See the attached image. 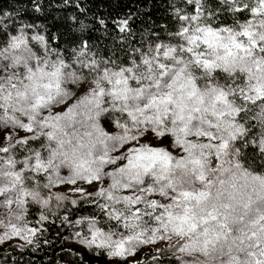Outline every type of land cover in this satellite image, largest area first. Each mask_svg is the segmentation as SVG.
<instances>
[{
  "label": "snow or ice",
  "instance_id": "obj_1",
  "mask_svg": "<svg viewBox=\"0 0 264 264\" xmlns=\"http://www.w3.org/2000/svg\"><path fill=\"white\" fill-rule=\"evenodd\" d=\"M82 3L49 0L77 9L56 32L0 8V247L52 246L58 221L77 264L69 240L115 264L144 247L153 264H264V0H168L139 41L137 13L96 17L107 55Z\"/></svg>",
  "mask_w": 264,
  "mask_h": 264
},
{
  "label": "trees",
  "instance_id": "obj_2",
  "mask_svg": "<svg viewBox=\"0 0 264 264\" xmlns=\"http://www.w3.org/2000/svg\"><path fill=\"white\" fill-rule=\"evenodd\" d=\"M48 3L49 0H45L44 15L31 11V0H0V8L8 11L15 10L21 14L22 18L29 22L36 19L38 22L45 23L53 32L57 31L64 18L77 14V9L72 6L63 9L53 8L49 11ZM138 4L139 8H137ZM82 6L87 9V13L86 16L81 15L80 19L84 20L86 24L91 25L89 31L85 34V38H90L91 41L96 43L101 55L110 54L112 38L116 33L111 32L109 35H105L102 26L96 22V17L112 19L117 16H123L128 12L137 13L132 25L137 30V34L133 38L134 41H139L140 32L149 26L150 18L157 24H167L172 20L168 0H83ZM240 18L244 20L246 17L241 16ZM232 23V16L227 12H223L216 21L217 26L221 24L231 25ZM107 27L111 29V23H108ZM66 28L67 26L60 28V30L64 31ZM74 35H79V33H75ZM245 151L249 153L250 157L253 155L250 149ZM92 211V206L88 204H83L79 207L81 214H89ZM57 232L61 236L68 235L67 230L60 228L59 222L57 221L56 225L49 232V238L53 239L52 246H42L36 252H32L31 248L23 249L22 252L11 259L21 264H77L75 256L63 255L61 242L55 238ZM63 248H73L75 251L80 252L83 256V264H115L114 261H110L104 256L98 257L94 255L91 250H80L74 247L69 241L63 245ZM153 255L157 254L152 250L144 251L138 261H142V264H152L146 263V259ZM69 257H72V262L68 261Z\"/></svg>",
  "mask_w": 264,
  "mask_h": 264
},
{
  "label": "rangeland",
  "instance_id": "obj_3",
  "mask_svg": "<svg viewBox=\"0 0 264 264\" xmlns=\"http://www.w3.org/2000/svg\"><path fill=\"white\" fill-rule=\"evenodd\" d=\"M106 130L109 132V133H116L119 131V129L115 128L114 126H112L111 124H105L104 125ZM61 191H64V189H61ZM69 242L74 246V247H77L79 248L80 250H86L84 249L82 246L80 245H77L75 244L72 240H69ZM148 250H152L151 247H144L141 251H140V254L135 256L133 259L134 260H139L140 258V255L144 253V251H148ZM23 249H18V248H9L7 245H4L3 247H0V252H1V255H0V259L4 260V261H7V264H21L19 263L18 261H13L11 258L14 257L15 255L19 254L20 252H22ZM90 251V250H88ZM155 256V255H153ZM153 256H150V257H147L146 259V263H152L153 264ZM72 257H69L68 258V261H71L72 262ZM160 260L163 261V264H171V261L169 259L168 256H160ZM115 262V261H114Z\"/></svg>",
  "mask_w": 264,
  "mask_h": 264
}]
</instances>
